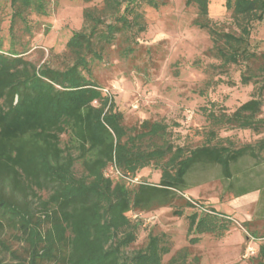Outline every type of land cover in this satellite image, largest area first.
I'll list each match as a JSON object with an SVG mask.
<instances>
[{
  "label": "trees",
  "instance_id": "obj_1",
  "mask_svg": "<svg viewBox=\"0 0 264 264\" xmlns=\"http://www.w3.org/2000/svg\"><path fill=\"white\" fill-rule=\"evenodd\" d=\"M6 1L8 46L0 39V230L17 232L22 252L1 242L10 260L0 264H188L185 248L163 262L170 250L165 234L149 233L142 247L125 251L141 224L127 213L166 205L186 218L189 243L205 233L222 237L233 224L230 215L173 200L183 199L180 192L195 167L216 165L230 179L241 159L263 156L264 135L237 145L219 131L264 132V50L251 40L253 27L264 19V0H224L228 28L211 19L210 0H185L196 8L193 24L211 40L207 53L216 61L207 73L235 66L240 83L252 86L250 97L231 111L215 102L202 106L208 124L194 147L169 141L164 122L144 119L127 126L113 95L93 77L94 64L112 53L130 61L142 53L137 38L147 27L144 8L158 9L168 0H101L84 7L82 25L66 41L71 61L62 67L36 65L17 41L18 29L32 33L29 14L47 15L49 0ZM223 81L234 83L216 80ZM108 166L129 177L154 166L159 178L128 187L105 174ZM248 191L241 187L236 194ZM184 207L194 210L184 214ZM256 262L264 264V244Z\"/></svg>",
  "mask_w": 264,
  "mask_h": 264
},
{
  "label": "rangeland",
  "instance_id": "obj_2",
  "mask_svg": "<svg viewBox=\"0 0 264 264\" xmlns=\"http://www.w3.org/2000/svg\"><path fill=\"white\" fill-rule=\"evenodd\" d=\"M100 2L49 0L47 15L29 14L31 35L17 31V41L27 49L24 56L36 65L62 67L69 63L68 37L82 25L83 8ZM1 3L0 39L6 47L9 7L6 0ZM144 11L147 27L137 38L142 53L131 61L112 53L108 60L94 64L93 77L104 93L113 95L127 126L137 125L144 119L164 122L168 126L166 138L169 141L194 147L201 142L208 124L202 106L215 102L231 111L250 97L252 86L240 83V71L235 66L227 68L226 73H207L208 65L216 60L207 53L211 46L209 35L192 22L196 15L194 6L186 5L185 0H168L158 9L147 6ZM209 15L225 28L230 26V12L224 0H210ZM251 40L258 50H264V19L253 27ZM218 78L234 83L216 82ZM219 134L240 145L254 143L264 132L256 134L248 129L232 128L221 129ZM262 155L260 160L241 159L232 167L230 179L223 178L216 165L193 168L187 176V188L180 192L183 199L173 200L176 205L183 200L210 205L230 215L233 224L222 237L205 233L197 243H189L186 218L174 215L173 207L166 205L127 213L141 224L136 240L125 251L131 253L142 247L149 233L165 234L170 250L163 255V262L185 248L188 264H256L258 247L264 244V153ZM105 174L128 187L142 181L155 183L159 178V170L154 166L139 170L133 177L123 175L114 166H108ZM241 187L249 191L237 195ZM39 193L43 197L47 195L44 190ZM192 210L194 208L184 207V214ZM244 221L249 223L247 227ZM16 235L17 232L7 226L0 230V260H10L1 242L22 252Z\"/></svg>",
  "mask_w": 264,
  "mask_h": 264
}]
</instances>
